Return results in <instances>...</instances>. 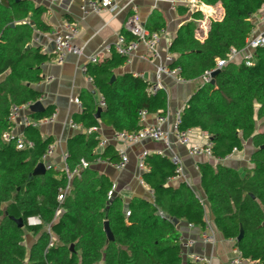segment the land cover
<instances>
[{
  "label": "trees",
  "instance_id": "1",
  "mask_svg": "<svg viewBox=\"0 0 264 264\" xmlns=\"http://www.w3.org/2000/svg\"><path fill=\"white\" fill-rule=\"evenodd\" d=\"M200 1L207 6L220 4L224 17L211 22L203 42L194 38L200 12L192 13V21L178 28L168 47L172 58L169 67L178 68L184 81H197L230 49L241 50L253 31L249 17L264 4V0ZM178 11L186 13L187 9L178 7ZM45 13L44 6L30 0H0V264H193L182 260L180 234L172 220L205 231V209L185 182L169 184L176 167L166 156L150 154L143 158L141 180L151 191V200L134 197L125 209L118 197L109 196L111 180L89 167L71 179L59 202V190L68 185L63 172L49 170L42 176L31 175L53 143L37 128L24 127L20 138L25 146L21 150L16 149L14 141L3 140V134L14 127L8 119L10 108L34 103L40 97L33 85L41 80V65L50 57L30 42L34 33L51 31L43 19ZM163 28L162 17L152 12L145 29L156 32ZM123 35L133 40L130 34ZM125 61L111 51L104 60L87 65L103 107L97 119L93 95L81 97L83 109L72 117L75 123L85 129L102 124L130 134L141 127L140 111L151 115L166 109L163 90L149 95L151 84L138 76H114V70ZM52 114L47 110L31 116L38 120ZM193 129L207 134L211 156L218 162L197 164L215 230L224 240L233 242L243 259L264 264V48L254 53L250 66L230 62L218 71L212 85H197L181 110L180 130ZM247 141L254 148L249 157L251 169L241 174L220 163L234 149L242 151ZM98 143L96 132L68 139L66 164L70 172L79 167L80 160L89 166L98 160L118 162L111 145L96 152ZM29 217H39L42 226L28 227ZM18 219L22 228L14 222ZM105 221L113 241L104 234ZM47 226L54 237L48 249ZM28 233L36 237L29 249L24 245Z\"/></svg>",
  "mask_w": 264,
  "mask_h": 264
},
{
  "label": "crops",
  "instance_id": "2",
  "mask_svg": "<svg viewBox=\"0 0 264 264\" xmlns=\"http://www.w3.org/2000/svg\"><path fill=\"white\" fill-rule=\"evenodd\" d=\"M30 1L36 6L42 5L46 8L43 19L51 27L49 33H34L30 42L31 46L39 47L41 53L50 57L48 61L41 65V80L33 85V89L40 95L36 102L41 103L44 111L32 113L29 107L35 102L29 103L31 105L28 109L19 113L12 133L19 137L23 136L24 127L20 124L23 116H28L33 119L32 114H41L47 110H51L53 112L52 115L55 116L53 122L40 125L37 129L42 137L52 138V144H55V147L53 154L49 158V162L56 167V172H60L59 168L62 166V154L67 153L66 143L68 139L79 133L85 135L92 133L88 134L86 132L88 129L83 128L81 124L73 121L72 117L75 114H79L83 106L82 108H78L71 100L77 98L82 105L80 98H85L88 94H92L98 108H101L99 106L100 95L95 90L93 84L87 82L86 76L81 73V68L87 66V58L89 56L100 53L106 45L111 46L115 42L117 35L127 33L124 24L129 17L131 7L125 6L126 0H116L119 10L115 13L105 11L83 14L81 6L87 0ZM131 5L137 9V18L144 28L152 12L158 13L165 23V28H163L165 29V35L158 44L157 58L149 57L147 60L144 59L147 56V52L144 46L139 45L125 63L114 70V76L132 74L150 84L156 80V66L159 63H163L166 56H170L167 49L168 44L171 43L181 25L192 21V13L198 11L201 14V18L195 21L196 29L194 32V38L200 42L206 39L211 22L221 21L224 17V11L220 4L207 6L201 3L200 0H132ZM178 7L186 8L187 12H179ZM249 21L253 25V31L250 36L264 31V12L262 10L251 15ZM70 24H74L78 29L73 44L82 48V56L78 58L73 55H67L64 61L59 64L56 61L54 45L50 39V34L54 32L65 33L67 32L66 27ZM109 55L105 53L99 56V62L109 57ZM232 63H240V58H236ZM161 82L165 89L167 106L170 110L183 108L197 85L203 84L201 77L197 81L183 80L179 83L163 77ZM69 122L79 125V127H72ZM259 124L258 122L257 132L261 131L258 128ZM95 132L98 134L99 141H108V145H111L115 152H118L120 149L124 150L127 154L128 162L120 171H117L113 166L120 161L119 156L118 162L116 163L97 161V163L88 167L93 168L100 174L106 175L111 180L113 183L111 194L112 196L118 197L124 206L134 197L151 200V191L144 183L141 184L139 182L145 168L143 170L138 169V157L143 153H146V155L158 154L159 151L164 149V146L161 143L144 141L126 148L124 145L113 141L112 138L115 131L110 127L101 124ZM206 138H209L207 134L202 133L198 129L192 130L191 139L193 141H204ZM102 150L96 148V152L101 153ZM173 150V153L182 162L185 180L174 178L169 181V184L176 186L180 182H186L192 189L197 199L204 206L206 227L210 228V231L207 230V232L213 234L214 237L213 242H204L201 237L205 234V231H201L199 228L190 226L185 222H178L180 241L189 242L186 254L188 256L192 254L204 255L211 259L212 264H230L235 247L232 241L224 240L213 226V216L205 202V196L201 190L200 176L197 170L198 163L216 165L218 162L213 158L189 156L184 147L175 146ZM253 151L252 144L250 141H247L242 151H238L230 160H222L220 163L243 174L245 170L252 168L249 157ZM164 156L170 158L168 152H165ZM35 240L36 237L28 233L24 238V245L29 249ZM182 260L183 262L188 261L184 257H182Z\"/></svg>",
  "mask_w": 264,
  "mask_h": 264
},
{
  "label": "built area",
  "instance_id": "3",
  "mask_svg": "<svg viewBox=\"0 0 264 264\" xmlns=\"http://www.w3.org/2000/svg\"><path fill=\"white\" fill-rule=\"evenodd\" d=\"M132 0H126V7H131V12L129 14L128 19L126 20L124 27L125 31L133 37V40H127L124 35H117L115 42L110 46L106 45L100 53L89 56L87 58V65L97 64L99 62V56L107 53L110 54L111 51H114L116 54L124 57L126 60L132 55V53L138 48L139 45L144 46L147 56L144 59H148L149 57L157 58V47L158 44L165 35V29H160L156 32H149L144 28L141 22L137 18V9L131 5ZM174 3V2H172ZM119 10V6L117 5L116 0H87L82 6L81 11L83 14L90 13H100L108 11L110 13H115ZM264 12V4L261 8ZM67 32L60 33L54 32L51 35V40L54 45V53L56 57V61L60 64L64 61L67 55H73L76 57L82 56V48H79L73 44V40L75 39L78 29L74 24H70L67 27ZM170 44H168L169 46ZM167 46V49H168ZM264 48V31L259 32L255 35L248 37L245 41V45L241 50L230 49L226 56L223 59H219L216 61V66L211 71H206L201 76L203 84L210 83L211 81V73L215 70H220L224 68L228 63H232L236 58H240V62H243L246 66L251 65V61L254 53L258 50ZM169 63H171V57L166 56L163 63H159L156 66L155 75L156 80L154 83H151V86L147 88V93L152 95L156 93L158 90L165 89L161 82L162 78H169L174 80L176 83L182 82L183 80L179 77L178 68H170ZM81 73L86 76L87 82L89 84H93L92 78L87 73V66L81 68ZM78 108H82L80 101L77 98L71 100ZM31 104L19 106V107H11L9 110V121L12 122L15 126L18 115L20 112L26 111ZM99 106L103 107V98L100 96L99 98ZM181 109L170 110L167 106L163 112H159L156 114H148L145 110L139 112V124L140 129L135 133H119L115 132L113 135V141L124 145L126 148L134 146L144 141L161 143L164 146L162 151L158 152V155H165V152L170 154V161L173 163L175 168V179L185 180L183 166L181 160L176 156L173 152V148L175 146L184 147L187 150L189 156H202L208 159H212L211 156V142L209 138L204 141L196 140L193 141L191 139L192 130H180L181 124ZM54 115L50 117L33 120L28 116H23L20 124L23 127H32L37 128L43 124L52 123L54 120ZM149 118H151L149 120ZM72 127L78 128L79 125H76L72 122H69ZM97 128H90L86 132L89 134L91 132H95ZM5 142L14 141L16 144V149L21 150L24 148L25 144L21 140V138L14 133H5L2 136ZM108 145V141L101 140L98 143V149L102 150L105 146ZM28 146L31 147L32 144L28 143ZM55 144H51L46 149L45 153L41 156L40 163L43 164L45 171L53 170L56 171V167L49 162V158L53 154ZM238 151L233 150L230 155L226 156L223 160H230ZM118 156L120 161L113 165L117 171L122 170L127 162L128 157L124 150H119ZM146 156V153L141 154L138 157V169L143 170L144 166L142 164L143 158ZM67 153L62 154V166L59 168L60 172H63L67 178L68 185L65 190H59L57 200L61 202L64 198V195L69 189V182L74 176H77L79 172L83 169L88 168V164L84 160H80V165L75 170H69L66 164ZM99 161V160H98ZM139 182L143 184L142 180L139 179ZM186 183V182H185ZM111 193H109V196ZM26 225L28 227H41L42 221L39 217H29L26 219ZM210 228L206 227L205 234L201 237L204 242H213L214 237L210 232ZM45 231L49 235V242L47 245V249L52 247L54 244V237L50 232V227L47 226ZM209 233V234H208ZM189 247V242L180 241V249H181V257L187 258L193 264H212L211 259L209 257H205L204 255L192 254L187 255L186 250ZM233 257L230 261V264H257V262L250 261L247 259H243L241 257L240 252L237 248L233 250Z\"/></svg>",
  "mask_w": 264,
  "mask_h": 264
},
{
  "label": "water",
  "instance_id": "4",
  "mask_svg": "<svg viewBox=\"0 0 264 264\" xmlns=\"http://www.w3.org/2000/svg\"><path fill=\"white\" fill-rule=\"evenodd\" d=\"M219 70H215L211 73V81H210V84L212 85L214 83V79H215V76L216 74L218 73ZM114 80V77L111 78V81ZM29 110L32 112V113H39V112H42L44 111L43 109V106L41 105L40 102H35L34 104H32L30 107H29ZM100 111L101 109L98 108L97 109V113H96V118L98 119L99 118V114H100ZM210 140V139H209ZM46 173L45 171V168L43 166V164L39 163L35 166V168L33 169L32 171V176H42ZM126 209V206L124 207ZM15 224L17 225L18 228H22L23 227V224H22V221L20 219L18 220H14ZM172 223L174 225H177L178 224V221L173 219L172 220ZM103 231H104V234L106 236V238L108 239V241H113V236L109 230V226H108V223L105 221L103 223ZM241 238V233L239 234V236L237 237V241H239Z\"/></svg>",
  "mask_w": 264,
  "mask_h": 264
}]
</instances>
